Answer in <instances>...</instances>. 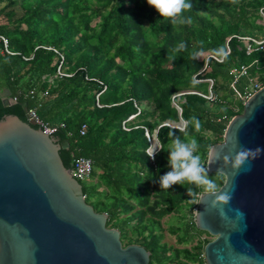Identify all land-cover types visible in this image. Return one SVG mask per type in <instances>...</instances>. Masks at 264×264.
<instances>
[{
  "label": "trees",
  "instance_id": "16d2710c",
  "mask_svg": "<svg viewBox=\"0 0 264 264\" xmlns=\"http://www.w3.org/2000/svg\"><path fill=\"white\" fill-rule=\"evenodd\" d=\"M191 2L193 8L185 13L191 24L174 25L146 0H0V35L14 53L2 52L0 42V115L24 121L25 103L26 108L37 105L41 120L63 124L56 135L67 143L59 150L64 167L71 169L75 157L89 158V179L97 178L103 187L96 191L97 186L79 181L84 201L107 214L106 225L120 231L124 245L136 243L149 251L147 264H200L208 241L178 250L167 247L155 228L199 193L197 188L194 196L189 194L187 183L164 189L155 182L170 170L166 149L173 134L196 138L205 162L229 118L241 112L239 96L246 84L241 78L231 84V68L246 65L249 75L264 84V51L247 55L236 38L264 36L259 14L264 0ZM178 44L184 47L173 53ZM42 46L63 54L70 77L48 80L59 57ZM203 52L220 61L211 56L199 60ZM172 55L177 58L170 59ZM205 78L213 79V102L193 92L207 93ZM30 89H35L33 100L27 95ZM178 93L183 94L173 97ZM4 96L15 100L3 106ZM172 101L180 118L189 122L187 135L167 124L178 120ZM82 124L86 131L80 135ZM144 129L150 136L157 130L160 149L153 159L146 153ZM210 177L217 187L223 181L217 173ZM188 206L190 211L196 207ZM191 217L182 225L180 244L203 233Z\"/></svg>",
  "mask_w": 264,
  "mask_h": 264
},
{
  "label": "water",
  "instance_id": "95a60500",
  "mask_svg": "<svg viewBox=\"0 0 264 264\" xmlns=\"http://www.w3.org/2000/svg\"><path fill=\"white\" fill-rule=\"evenodd\" d=\"M1 102L8 106L14 99L4 96ZM241 105L227 121L222 140L209 147L206 166L213 148L231 155L234 140L264 149V84ZM22 111L24 121L0 115V264H147L150 252L136 243L124 245L120 231L106 225L107 214L84 201L79 181L59 156L67 143L34 127L25 103ZM175 111L177 122H169L174 128L184 122L180 108ZM212 173L223 177L217 190L234 181L225 208H240L245 219L242 224L222 221L209 207L211 196L199 202L206 191L199 188L194 224L212 237L203 246L204 263L264 264V151L251 160V171L234 177L231 164L221 158L210 165Z\"/></svg>",
  "mask_w": 264,
  "mask_h": 264
},
{
  "label": "clouds",
  "instance_id": "9594fccd",
  "mask_svg": "<svg viewBox=\"0 0 264 264\" xmlns=\"http://www.w3.org/2000/svg\"><path fill=\"white\" fill-rule=\"evenodd\" d=\"M146 3L153 7L161 18L169 20L174 25H186L192 22L191 17L185 15L186 12L193 8L191 0H146ZM183 47V44L176 45L173 53H178ZM169 58L176 59L177 57L172 55ZM191 119L195 120L196 118L193 117ZM188 126L189 122H184L179 131L187 135ZM195 126L197 129L200 128L199 120H196ZM223 145H226V143ZM232 148L235 151L231 155L221 154L220 151L213 148L206 166L201 155L198 154L200 144L196 138L183 140L180 136L173 134V139L166 149L170 170L159 176L155 182L159 184L160 188L164 189H169L174 184L184 185L187 183L190 185L187 188V192L193 196L195 195V189H205V194L200 197V203L204 196H211L209 207L216 210L222 221H234L236 224H242L245 219V213L240 208H225L232 200V193L235 190L234 181L232 184H226V190H217L215 180L209 176L210 165L223 158L226 164H231L235 177L241 171H251V160L258 157L264 149L243 147L238 143V140L233 141ZM152 157H154V153ZM198 216L202 218V214L199 211ZM242 230L243 228H241ZM246 246L250 247V245Z\"/></svg>",
  "mask_w": 264,
  "mask_h": 264
},
{
  "label": "built area",
  "instance_id": "2783aa9c",
  "mask_svg": "<svg viewBox=\"0 0 264 264\" xmlns=\"http://www.w3.org/2000/svg\"><path fill=\"white\" fill-rule=\"evenodd\" d=\"M259 14L261 16L262 23H264V7L259 10ZM236 38L242 42V46H244V50H245V53L247 55L250 54L254 49H259V50L264 51V36L261 39H255V40H254V38H251L248 36H236ZM0 42L2 45V52H5L7 54H14L13 52H10L7 49L6 39L2 35H0ZM42 48L53 51L59 57L58 64L56 66V69H55L53 76L48 78V80L50 82H53L56 79H61L64 77H70L72 75L71 72L67 71L66 67L63 64L64 58H63V54L61 52L57 51L56 49H54L51 46H42ZM208 56H211L214 59L220 61V59L215 58L214 56L207 53L206 58H205V62L207 61ZM31 57H32V55L29 56L28 58H25V59H29ZM205 67H206V64L204 65L203 69H205ZM231 74L233 75V80H232L231 84L237 83L239 78H242V77L247 79V84L243 88L242 94L239 96L242 103L247 98H249L252 94H254L256 92V90L259 89L263 85L261 83V81L255 79L253 76L249 75L248 66H246V65H241L239 67L231 68ZM203 81L207 82V88H208L207 93L203 94V93L197 92V91H193V92L205 97L210 102L215 101L216 95L213 94V92L211 91L213 79L205 78ZM45 93L46 92H44L43 94H45ZM180 94H183V93H178L176 96H173V97H177ZM27 95L30 97V99L33 100V97L35 95V89H30L28 91ZM172 105L174 106L175 109H178V107H179V106H177V104L174 101H172ZM36 107H37V105H33V106L26 108L25 114H26L27 119L31 120L33 122L34 127L40 129L42 132H46L48 135L56 134L59 131L58 129L63 127V124L62 123L50 124L46 121L41 120L36 114ZM128 118H130V117H128ZM167 124L171 126L170 123H167ZM183 124H184V122H180L176 126V128L179 129ZM78 130H79L80 135H83L86 131L85 126L83 124L79 127ZM156 132H157V130H156ZM144 134L149 141V146L146 149V153L148 154L150 159H153L152 154L154 153V155H155L159 151L160 143L158 141H155L156 140L155 139V130L151 134L152 139H151V136L149 135L147 129H144ZM92 170H93V163L89 158L78 156L72 160V167L70 169V172H71L72 176L74 178H76L78 181H85V182L88 181L90 173L92 172ZM201 257L203 258V254L201 255ZM204 262L205 261L203 258V261L200 264H205Z\"/></svg>",
  "mask_w": 264,
  "mask_h": 264
},
{
  "label": "rangeland",
  "instance_id": "374dc122",
  "mask_svg": "<svg viewBox=\"0 0 264 264\" xmlns=\"http://www.w3.org/2000/svg\"><path fill=\"white\" fill-rule=\"evenodd\" d=\"M15 10H16L17 14L21 13V10L19 7L16 6ZM206 55H207V52L200 53L198 55V59L199 60L204 59V61H205ZM206 69L208 70V68H206ZM241 79H242L243 83L247 84L246 78L243 77ZM255 79L258 80L257 77H255ZM235 96H237V95H235ZM178 101L181 102L183 100H178ZM223 104H225V103H223ZM151 139H152V136H151ZM97 182H98L97 178L88 179V183H91L94 186H97L96 191H101L103 187H102V185L98 186ZM189 203L194 204L195 200L193 202L192 201H186V202L182 203L181 206H179L180 208L178 210L174 211V213H171V214L163 217L159 221V225L155 226V228H157V230L163 234L162 242H165L167 247L178 249V250H180L184 247L191 249L194 246H196L197 244L204 243L205 240H210L212 238L206 232L202 231L203 233H198V232L194 231L195 233L193 235V238L190 239V241H187L186 243H182V244L179 243V240L181 239V236H182V225L186 222V220H190L192 218L191 216H193L194 211H195V208L191 211L189 210V206H188ZM171 229L173 230L172 232H171ZM197 230H199V229H197ZM170 252H171V250H168L167 253H170Z\"/></svg>",
  "mask_w": 264,
  "mask_h": 264
}]
</instances>
